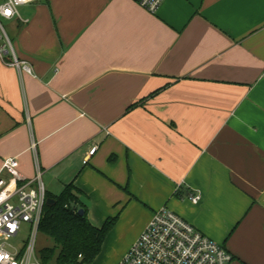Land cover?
Instances as JSON below:
<instances>
[{"label": "crops", "instance_id": "1", "mask_svg": "<svg viewBox=\"0 0 264 264\" xmlns=\"http://www.w3.org/2000/svg\"><path fill=\"white\" fill-rule=\"evenodd\" d=\"M26 6L19 64L0 56V177L13 158L49 195L72 183L91 225L131 233L116 264L163 207L264 264V0Z\"/></svg>", "mask_w": 264, "mask_h": 264}, {"label": "built area", "instance_id": "2", "mask_svg": "<svg viewBox=\"0 0 264 264\" xmlns=\"http://www.w3.org/2000/svg\"><path fill=\"white\" fill-rule=\"evenodd\" d=\"M39 0H2L0 3V56L11 55L10 63L18 65L10 38L1 20L18 19V8ZM149 13H155L164 0H132ZM29 70L24 65L23 67ZM97 147H92L88 157ZM87 162V159L84 163ZM0 177V264H39L34 243L46 190L37 173L25 180L18 172L16 159H5ZM198 193L189 196L192 204L200 201ZM26 224L29 236L20 247L10 244L18 237ZM232 256L225 248L195 229L176 213L163 207L152 214L151 219L118 264H230Z\"/></svg>", "mask_w": 264, "mask_h": 264}, {"label": "trees", "instance_id": "3", "mask_svg": "<svg viewBox=\"0 0 264 264\" xmlns=\"http://www.w3.org/2000/svg\"><path fill=\"white\" fill-rule=\"evenodd\" d=\"M79 194L72 183L67 184L58 195L46 193V199H53L55 204L44 205L37 232L54 241L58 249L55 264H90L116 222V218H110L100 228L91 225ZM80 210L82 214H79ZM53 255L54 250L50 248L39 251L43 263Z\"/></svg>", "mask_w": 264, "mask_h": 264}, {"label": "rangeland", "instance_id": "4", "mask_svg": "<svg viewBox=\"0 0 264 264\" xmlns=\"http://www.w3.org/2000/svg\"><path fill=\"white\" fill-rule=\"evenodd\" d=\"M1 2L2 0H0V3ZM28 9L29 7L27 6L18 8L19 13L23 16L26 13H28L27 12ZM1 23L5 31L7 32L8 36H10V31L12 30L14 20H10V21L1 20ZM108 234L102 244L99 254L95 257V259L90 264H116L118 259L123 254L127 241L131 238V233L127 235H120L114 232L112 234H109V235ZM28 236H29V231L27 230L26 224H23L21 232L19 233L18 237H16L15 239H12L10 241V244L16 248L20 247L21 245L27 242ZM48 248L54 250V255L49 261L43 263V261L41 260L39 256V251L43 249H48ZM34 249H35L36 258L39 264H55V258L58 254V249L55 248V243L52 239L46 237L40 232H37L35 236Z\"/></svg>", "mask_w": 264, "mask_h": 264}, {"label": "water", "instance_id": "5", "mask_svg": "<svg viewBox=\"0 0 264 264\" xmlns=\"http://www.w3.org/2000/svg\"><path fill=\"white\" fill-rule=\"evenodd\" d=\"M47 206H52L55 204V201L53 199H46V203H45ZM79 214H82V210L79 211Z\"/></svg>", "mask_w": 264, "mask_h": 264}, {"label": "snow or ice", "instance_id": "6", "mask_svg": "<svg viewBox=\"0 0 264 264\" xmlns=\"http://www.w3.org/2000/svg\"><path fill=\"white\" fill-rule=\"evenodd\" d=\"M0 258H2V257H0Z\"/></svg>", "mask_w": 264, "mask_h": 264}]
</instances>
